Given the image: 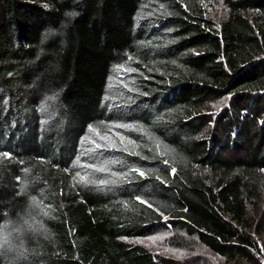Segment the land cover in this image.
<instances>
[{
	"label": "trees",
	"instance_id": "trees-1",
	"mask_svg": "<svg viewBox=\"0 0 264 264\" xmlns=\"http://www.w3.org/2000/svg\"><path fill=\"white\" fill-rule=\"evenodd\" d=\"M211 1L0 0V264H160L128 240L164 228L257 264L264 0Z\"/></svg>",
	"mask_w": 264,
	"mask_h": 264
},
{
	"label": "rangeland",
	"instance_id": "rangeland-1",
	"mask_svg": "<svg viewBox=\"0 0 264 264\" xmlns=\"http://www.w3.org/2000/svg\"><path fill=\"white\" fill-rule=\"evenodd\" d=\"M206 12L207 17L215 26L222 22L227 14L226 7L221 0H213L209 4H206ZM227 105L225 98L209 101L206 109H204L205 115L208 118L207 120L216 119ZM202 129L203 131L207 130L204 129V126ZM226 154L230 155L231 153ZM236 156H245L244 151L237 153ZM248 213L252 219L250 222L252 226L251 231L254 232L259 248V253L255 255L257 264H264V190L261 191L259 200L248 207ZM177 236L184 241L174 243L173 239ZM128 241L146 247L154 256L160 258V264H248L241 261H227L219 255L212 254L198 242L196 237L189 238L181 230L170 228L158 229L149 235Z\"/></svg>",
	"mask_w": 264,
	"mask_h": 264
},
{
	"label": "snow or ice",
	"instance_id": "snow-or-ice-1",
	"mask_svg": "<svg viewBox=\"0 0 264 264\" xmlns=\"http://www.w3.org/2000/svg\"><path fill=\"white\" fill-rule=\"evenodd\" d=\"M97 147H100L99 145H97ZM175 170L173 169V172ZM141 175H143V173H140ZM83 179V178H82ZM44 215H47V213L45 212ZM8 236L5 235V236H2L0 237V247H3L5 244H8Z\"/></svg>",
	"mask_w": 264,
	"mask_h": 264
}]
</instances>
